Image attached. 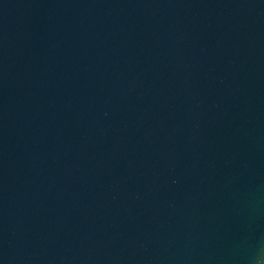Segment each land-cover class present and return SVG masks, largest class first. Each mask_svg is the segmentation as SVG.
Wrapping results in <instances>:
<instances>
[{"label":"water","instance_id":"1","mask_svg":"<svg viewBox=\"0 0 264 264\" xmlns=\"http://www.w3.org/2000/svg\"><path fill=\"white\" fill-rule=\"evenodd\" d=\"M0 264H264V0H0Z\"/></svg>","mask_w":264,"mask_h":264}]
</instances>
